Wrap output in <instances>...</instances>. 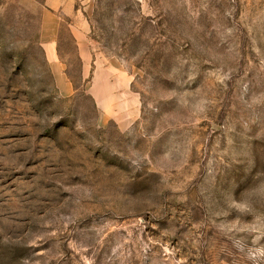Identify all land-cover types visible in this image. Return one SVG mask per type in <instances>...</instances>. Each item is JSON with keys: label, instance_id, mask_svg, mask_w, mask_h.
Here are the masks:
<instances>
[{"label": "rangeland", "instance_id": "374dc122", "mask_svg": "<svg viewBox=\"0 0 264 264\" xmlns=\"http://www.w3.org/2000/svg\"><path fill=\"white\" fill-rule=\"evenodd\" d=\"M43 4L0 0V264H264V0H80L61 79Z\"/></svg>", "mask_w": 264, "mask_h": 264}, {"label": "crops", "instance_id": "0c3cea01", "mask_svg": "<svg viewBox=\"0 0 264 264\" xmlns=\"http://www.w3.org/2000/svg\"><path fill=\"white\" fill-rule=\"evenodd\" d=\"M80 0H45L44 10L50 24L42 22L38 32L39 46L49 69L59 79L66 77L67 55H75L81 71H87L91 52L87 41L88 23L77 8ZM72 49V50H70ZM91 97L99 108L104 109L103 93L94 87ZM108 93V90L106 91Z\"/></svg>", "mask_w": 264, "mask_h": 264}]
</instances>
